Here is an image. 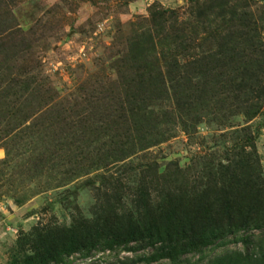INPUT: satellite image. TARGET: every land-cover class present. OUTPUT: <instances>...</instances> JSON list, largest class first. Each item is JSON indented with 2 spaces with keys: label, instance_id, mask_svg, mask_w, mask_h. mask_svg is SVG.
Returning a JSON list of instances; mask_svg holds the SVG:
<instances>
[{
  "label": "trees",
  "instance_id": "1",
  "mask_svg": "<svg viewBox=\"0 0 264 264\" xmlns=\"http://www.w3.org/2000/svg\"><path fill=\"white\" fill-rule=\"evenodd\" d=\"M31 1L0 0V69L19 68L16 75L1 74L0 85L25 95L11 114H18L21 103L27 107L28 99L48 95L38 73L30 74L33 60L15 53L23 42L14 34L24 30L12 7ZM188 2L187 17L156 1L147 7V25L129 32L123 54L110 65L114 75L101 91L96 88L102 82H96L97 95L80 99L72 119L51 99L41 106H47L41 117L51 113L47 131L55 129L31 171L40 165L41 172L54 155L89 146L88 161L75 160L68 177L119 163L121 172L98 175L96 189L102 191L91 213L80 210L68 223L36 224L22 232L6 264H57L75 253L146 248L134 257L84 264H177L184 255L233 242L245 249L225 250L204 264H264V179L248 126L231 130L230 148L198 176L172 162L162 169L157 161L131 168L134 153L165 141L175 126L191 137L201 115L219 120L225 111L249 121L264 113V10L256 20L248 0ZM32 42L22 50L30 56ZM86 91L81 88L80 95Z\"/></svg>",
  "mask_w": 264,
  "mask_h": 264
},
{
  "label": "rangeland",
  "instance_id": "2",
  "mask_svg": "<svg viewBox=\"0 0 264 264\" xmlns=\"http://www.w3.org/2000/svg\"><path fill=\"white\" fill-rule=\"evenodd\" d=\"M154 1L174 9L181 17H187L189 12L188 0H133L127 3L123 0H32L12 7L24 30L14 34L13 39L24 44L15 47V53L33 60L34 68L30 69V74L38 73L37 83L44 85L48 95L43 100L28 99L25 102L27 107L21 103L18 114H11L19 106L18 102L24 101L25 95H16L18 87L6 91L0 85V264L9 261L18 236L33 225L68 223L71 216L80 210L91 213L96 196H100L102 191L96 189L101 180L98 175L121 172L119 163L68 177L74 161L84 159L87 150H91L89 146L80 153L71 149L54 155L55 159L43 165L41 172L40 165L36 169L33 167L32 171L30 166L31 161L38 160L36 153L41 147L51 142L55 129L54 126L47 131L51 113L41 117L47 107L41 106L52 100V107H61L64 110L61 114L72 119L81 108L80 99L96 96L97 90L105 88L108 77L114 75L110 67L112 61L123 54L129 32L147 25V7ZM248 1L253 18L257 20L259 12L264 10V0ZM28 41H33L31 56L23 52ZM18 71V66L12 65L8 70L0 69V75L13 76ZM96 82H102L103 86L92 92ZM81 88L89 91L80 95ZM220 116L219 120H213L212 116L201 115L202 120H197L199 123L191 137H187L179 125L175 126L165 141L134 153L131 168L137 169L139 164L157 161L162 169L167 162H172L188 168L192 177L198 176L208 161L213 159L216 162L225 149L230 148L232 141L228 137L231 130L248 126L254 136L264 179V113L249 121L242 114L229 116L225 111ZM192 121L188 120L189 123ZM54 125L60 127L59 124ZM63 146L58 147L59 152L65 149ZM230 249L244 250L245 247L241 242L228 243L225 247H208L202 254L182 256L177 264H204ZM148 250L94 251L88 257L75 253L57 264H84L90 259L113 261ZM149 264L173 263L161 259Z\"/></svg>",
  "mask_w": 264,
  "mask_h": 264
}]
</instances>
